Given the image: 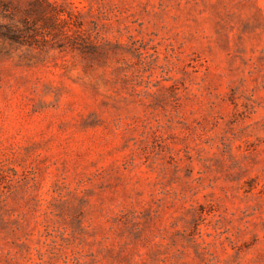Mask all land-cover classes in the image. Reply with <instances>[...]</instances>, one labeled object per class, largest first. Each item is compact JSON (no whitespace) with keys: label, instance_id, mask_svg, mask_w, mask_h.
<instances>
[{"label":"rangeland","instance_id":"rangeland-1","mask_svg":"<svg viewBox=\"0 0 264 264\" xmlns=\"http://www.w3.org/2000/svg\"><path fill=\"white\" fill-rule=\"evenodd\" d=\"M0 264H264V0H0Z\"/></svg>","mask_w":264,"mask_h":264}]
</instances>
